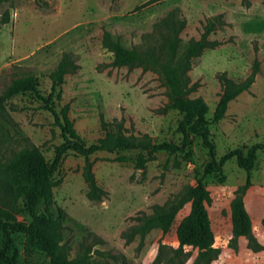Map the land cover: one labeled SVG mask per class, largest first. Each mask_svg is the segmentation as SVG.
Listing matches in <instances>:
<instances>
[{"label":"rangeland","instance_id":"obj_1","mask_svg":"<svg viewBox=\"0 0 264 264\" xmlns=\"http://www.w3.org/2000/svg\"><path fill=\"white\" fill-rule=\"evenodd\" d=\"M173 11L186 19L178 56L202 37L209 19L219 17L208 35L218 44L205 48L189 72V97L209 105L208 119L223 92L220 75L226 72L240 82L259 64L252 86L210 126L216 159L236 148L264 143V0H9L0 8V158L5 161L34 144L52 165L55 149L64 141L52 109L62 118L68 107L75 129L88 144L105 136L101 117L108 122L125 118L129 132L184 146L185 153L160 151L147 161L145 171L137 168L138 151L92 154L96 180L108 193L102 202H93L83 175L87 158L67 152L52 176L53 202H44L40 210L52 218L58 217L59 207L66 210L63 234L71 255L91 247V264H264V208H258L264 199V148L258 150L251 173L236 158L222 171L206 173L209 147L200 136L191 131L185 136L181 130L184 115L169 108L162 74L154 67L114 66L113 53L104 44L109 32L132 48ZM65 53L73 55L78 68L53 90L52 74ZM27 76L37 79V92L10 95L13 83ZM199 179L210 192L206 206L214 247L220 249L214 259L198 261L200 250L191 245L177 251L179 226L192 209L189 197L168 229L133 231L140 217L186 194ZM248 179L251 183L244 191ZM21 184L0 170V206L20 223H30L32 217L17 196ZM243 193L253 232L235 237L232 203ZM13 238L17 264H51L25 232L13 233Z\"/></svg>","mask_w":264,"mask_h":264},{"label":"trees","instance_id":"obj_2","mask_svg":"<svg viewBox=\"0 0 264 264\" xmlns=\"http://www.w3.org/2000/svg\"><path fill=\"white\" fill-rule=\"evenodd\" d=\"M7 1L9 0H0V8ZM218 18L208 20L202 37L192 40L181 56H178V47L186 19L177 11L161 18L155 24L154 30L151 33H146L143 36V41L135 44L132 48H127L119 40H114L109 32L105 33L104 44L113 53L112 64L114 66L142 65L144 68L154 67L162 74L169 90V108L177 109L184 115L181 130L185 136L189 131L200 136L205 145L209 147L211 160L206 167V173L222 171L224 165L232 158H236L238 165L251 173L255 166L257 152L264 148V143L254 144L247 150L236 148L223 155L218 161L210 126L224 118L229 103L252 86L258 73V62L255 63L252 73L240 82L228 77L226 72L220 75L223 92L212 120L207 117L210 112L209 105L201 98L192 99L189 97L191 81L189 72L194 61L202 56L205 48L218 44V41L208 39ZM8 20V14L2 18L4 23ZM77 68L73 55L65 53L57 70L52 74L53 90H56L63 82L67 73L75 72ZM29 90L37 92V79L33 76L15 81L8 93L11 95ZM67 108L63 110L62 118L56 110L52 109L64 137V141L55 149V161L52 165L46 161L39 147L34 144L22 147L12 158L5 161L0 158V170L22 181L17 196L21 198L24 207L32 217L30 223H20L12 213L0 206V264L18 263L19 256L13 238V233L17 232H25L29 243L43 251L50 258L51 264H91V247L85 248L73 257L70 249L64 243L63 230L67 217L66 210L59 207V215L56 218H52L48 211L40 210V206L44 202L47 204L53 202L55 183L52 176L67 152L74 151L87 158L83 175L88 185L87 197L93 202H102L108 193L96 180L93 164L89 160L92 154L103 150L108 152L138 151L137 168L145 171L147 161L155 158L156 153L160 151L185 153L184 146L171 142H156L148 133L129 132L125 125V118L108 122L104 117H101L105 136L97 142L88 144L75 129L68 116ZM250 183V179H248L244 191L247 190ZM186 197L192 199V209L179 226L177 251L183 252L188 245L198 247L200 251L197 260L210 261L217 256L220 249L214 247L215 238L206 206L210 199V192L203 179H199L196 185L191 186L186 194L178 195L174 200L157 206L152 215L140 217V223L133 227V231H145L155 226L168 229L178 210L186 201ZM232 220L235 237L252 234L253 220L247 210L244 193L235 198L232 203ZM262 221L264 224V217ZM102 254L114 256L110 253Z\"/></svg>","mask_w":264,"mask_h":264},{"label":"crops","instance_id":"obj_3","mask_svg":"<svg viewBox=\"0 0 264 264\" xmlns=\"http://www.w3.org/2000/svg\"><path fill=\"white\" fill-rule=\"evenodd\" d=\"M245 202H246L247 210H249L247 199H245ZM260 202H261L260 204H262V206L259 204V205H258V208H259L260 210L263 211V208H264V199H262V201H260ZM260 210H259V211H260ZM249 212L251 213L250 210H249ZM251 215H252V213H251Z\"/></svg>","mask_w":264,"mask_h":264}]
</instances>
